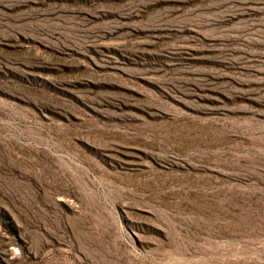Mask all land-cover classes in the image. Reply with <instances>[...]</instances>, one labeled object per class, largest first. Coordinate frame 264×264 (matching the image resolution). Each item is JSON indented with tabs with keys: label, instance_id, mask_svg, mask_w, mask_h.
<instances>
[{
	"label": "rangeland",
	"instance_id": "obj_1",
	"mask_svg": "<svg viewBox=\"0 0 264 264\" xmlns=\"http://www.w3.org/2000/svg\"><path fill=\"white\" fill-rule=\"evenodd\" d=\"M0 264H264V0H0Z\"/></svg>",
	"mask_w": 264,
	"mask_h": 264
}]
</instances>
